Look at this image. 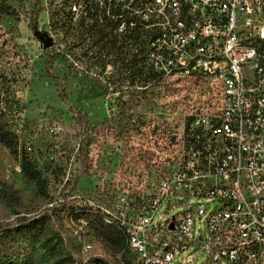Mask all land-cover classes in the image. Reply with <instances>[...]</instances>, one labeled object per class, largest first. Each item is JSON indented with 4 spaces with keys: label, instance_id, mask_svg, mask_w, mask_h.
<instances>
[{
    "label": "rangeland",
    "instance_id": "1",
    "mask_svg": "<svg viewBox=\"0 0 264 264\" xmlns=\"http://www.w3.org/2000/svg\"><path fill=\"white\" fill-rule=\"evenodd\" d=\"M76 1L0 0V112L16 143L0 142V242L28 246L29 264L68 256L71 264H132L129 249L117 251L76 214L89 204L118 216L133 184L152 176L166 127L181 125L196 92L154 73L144 40L131 43L129 33L119 35L102 20L95 25L108 31L103 40L88 32L97 14H86L85 5L72 14ZM22 153L41 171L42 185L22 172ZM181 210L165 203L154 220ZM35 219L47 220L55 256L41 244L45 236L23 234Z\"/></svg>",
    "mask_w": 264,
    "mask_h": 264
},
{
    "label": "built area",
    "instance_id": "2",
    "mask_svg": "<svg viewBox=\"0 0 264 264\" xmlns=\"http://www.w3.org/2000/svg\"><path fill=\"white\" fill-rule=\"evenodd\" d=\"M83 5L114 13L154 73L196 92L152 176L117 204L135 264H264V0H77L70 12ZM165 203L182 210L156 222Z\"/></svg>",
    "mask_w": 264,
    "mask_h": 264
},
{
    "label": "trees",
    "instance_id": "3",
    "mask_svg": "<svg viewBox=\"0 0 264 264\" xmlns=\"http://www.w3.org/2000/svg\"><path fill=\"white\" fill-rule=\"evenodd\" d=\"M96 9V10H95ZM91 13V12H90ZM96 13V18L93 21L92 28L88 32L95 29L96 35L103 40V37L107 36L109 33L104 28L97 27L99 20H102L103 26H109L111 30H115L117 21L112 19L107 15L105 9L99 8L97 5L94 7ZM114 15V13H110ZM97 24V25H95ZM95 27V28H94ZM87 30V29H85ZM136 59L132 58L133 61ZM0 142L10 148H15V137L13 132L6 126L5 122L2 120V113L0 112ZM21 169L24 175L33 181H36L39 185H42L43 179L41 177V171L33 163L31 159L24 153H22L21 159ZM79 212L76 214L77 218L84 219L87 223L94 228V230L101 236V238L109 244L111 247L115 248L117 251L122 249H130L127 241L126 230L122 225L119 216H107L106 213L102 212L101 209L93 208L86 204L85 206L79 207ZM106 218L109 220H106ZM47 220H33L23 225L22 232L30 236H37L36 238L40 241V237L45 238L42 240V245L45 248L47 254L55 256L57 254V241H55V236L48 229ZM35 238V239H36ZM30 250L28 246L23 245L20 242H12L8 245L0 242V259L5 258L8 263L16 262L18 264H29L26 260ZM73 260L72 257H61L55 264H71L70 261Z\"/></svg>",
    "mask_w": 264,
    "mask_h": 264
},
{
    "label": "bare ground",
    "instance_id": "4",
    "mask_svg": "<svg viewBox=\"0 0 264 264\" xmlns=\"http://www.w3.org/2000/svg\"><path fill=\"white\" fill-rule=\"evenodd\" d=\"M106 220H108V219L106 218ZM122 225H123V223H122ZM123 227H124V225H123ZM126 235H127L128 245H129V248H130L129 250H130V252L132 254L133 250H136V242H134V232L126 231ZM132 264H135V259H133V263Z\"/></svg>",
    "mask_w": 264,
    "mask_h": 264
},
{
    "label": "water",
    "instance_id": "5",
    "mask_svg": "<svg viewBox=\"0 0 264 264\" xmlns=\"http://www.w3.org/2000/svg\"><path fill=\"white\" fill-rule=\"evenodd\" d=\"M38 33V32H37ZM41 39L44 41L45 45L48 47L52 44L51 38L46 34L40 35Z\"/></svg>",
    "mask_w": 264,
    "mask_h": 264
}]
</instances>
